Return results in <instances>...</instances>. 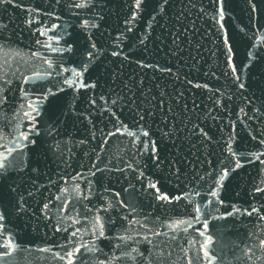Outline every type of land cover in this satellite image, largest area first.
<instances>
[{"label": "water", "instance_id": "1", "mask_svg": "<svg viewBox=\"0 0 264 264\" xmlns=\"http://www.w3.org/2000/svg\"><path fill=\"white\" fill-rule=\"evenodd\" d=\"M79 2L0 5V145L15 149L0 176V245L17 246L0 264H68L77 247L76 264H210L201 247L209 235L212 264H264V164L249 155L264 152V0H224L223 20L217 0H168L163 11V0H146L135 12L134 0ZM83 64L95 88L61 83L71 76L64 68ZM120 122L149 136L109 135ZM225 168L221 187L213 179ZM149 183L182 198L160 201ZM179 219L190 224L167 226Z\"/></svg>", "mask_w": 264, "mask_h": 264}, {"label": "snow or ice", "instance_id": "2", "mask_svg": "<svg viewBox=\"0 0 264 264\" xmlns=\"http://www.w3.org/2000/svg\"><path fill=\"white\" fill-rule=\"evenodd\" d=\"M11 2H12V0H0V5L5 4V3H11ZM57 2H59V0H57ZM167 2H168V0H163V3L160 5V10L161 11H163L164 4H167ZM223 2H224V0H217V3L221 6L220 9H219V17H220L221 20L224 19V11H223V7H222ZM88 6H89V0H80V2L75 5V7H78V8H85V7H88ZM146 6H147L146 0H134V3L132 5L134 12L135 11H139L142 7H146ZM136 18L137 17H136L135 14H133L131 16V20H135ZM153 19H155V17H153ZM128 22L130 23V21H128ZM82 26L84 28L97 27V25H95V24H91L90 25L89 21H87V20H85L83 22V25ZM55 27H59V26L58 25H54L53 28H55ZM221 27H223V25H221ZM51 30L52 29L42 30V31H40V34L41 35H46V33L48 31H51ZM54 39L56 40L57 43H59V39L58 38H54V37H51V36L48 37V40L49 41H52ZM37 43H40V42L37 41ZM225 43H227V40H225ZM44 46L45 47H48V48H51L52 47L51 43H47ZM91 47L93 49H95L96 48V44L95 43H92L91 44ZM53 51H55V50H53ZM66 51L71 52L72 51L71 47H68L66 49ZM229 51H231V48L230 47H229ZM112 54L113 55H119L118 52H113ZM33 55L39 56L38 53H33ZM86 59L88 61H92L93 55H92V52L91 51H89L87 53ZM46 63H47V66H48L49 69H54V63H53V61L51 59H47L46 60ZM141 66L143 67L144 65H141ZM87 70H88V65L87 64H83L82 65V69L80 71H77V69L75 67H73L71 69L64 68L63 69V72H69L70 71L71 76L70 77H67L66 76L61 81V83L62 84H66L70 88H74L77 91H79L80 88H87V87L95 88V86H96L95 84H87L82 79V77L84 76V73ZM235 71H236V69L233 66V72H235ZM37 75L39 76V73ZM47 75L50 76L51 73H47ZM238 78L239 77H237V79ZM27 82L28 81L26 80L25 83H27ZM197 87H200V85H197ZM205 87H206V85H205ZM240 87L243 88L244 85L243 84H240ZM63 90L64 89L62 87L59 89V91H63ZM48 92H52V89L49 88L48 89ZM52 94L55 95V93H52ZM44 99H47V97H44ZM115 102L116 101H113V103H115ZM37 103H39V101H37ZM93 103H95V101H93ZM28 107L29 108H32L33 109V112H35L37 114L40 111V109L34 107L33 104H29ZM25 115L26 116H30L33 121L35 120V116H33L32 113L26 112ZM140 119L143 120V116H141ZM32 130L34 131V129H32ZM117 134L127 135L128 137L132 138L134 142L139 139V134H142L145 137L149 136V132L144 131L142 127L139 130H136V131L129 130L128 126L125 125V124H123V122H120V127H117L115 132L109 133V135H113V136L114 135H117ZM204 135H207V134L205 133ZM20 138L23 141H27L28 143H32V144L35 143L34 140H29V136H28V134L26 132H21L20 133ZM261 143L264 144V141H261ZM13 144H16V142L13 141ZM0 147H6V151H7V155H5L4 153L0 152V176H3L4 173L7 171V168H8V165L5 163V161H7L9 159V157L15 151V149L13 147H7V146H3V145H0ZM16 147H19L20 148V151L22 152L23 149H24V147H27V144L23 145L22 147L20 145H16ZM153 148L155 150V144H154V142H153ZM145 150H147V145L146 144H145ZM227 151H228V154L231 155L235 159V157L237 156V153L232 150L231 141L228 142ZM249 155L254 156L257 160L260 161L261 164H264V160H261L260 159L261 156H264V152H260V153L253 152V153H250ZM157 159H158V157H157ZM130 166L131 165H129V167ZM240 167H242L241 162H240V159H235V168H240ZM92 174L95 175V173H92ZM228 174H229V170L227 168H225L222 171V174L220 175L219 180L213 179V183L214 184H219L222 187L223 186V180L228 176ZM209 175H211V173H209ZM201 179H203V177H201ZM148 187L155 190V192L158 194V195H156V198L158 200H160V201L172 202V199H175V200L178 201V200H180L182 198L180 196H177V197H174V198H170L167 194H159L160 193V189L157 188V185L154 184V183H149L148 184ZM12 190L15 191V189H12ZM73 191L78 196L81 195V190H80L79 186L74 187L73 188ZM256 191L257 192H260V191H264V189L257 188ZM64 192H65V194H67L68 193V189H64ZM210 194L213 197H217V199H218V192H217V190H212L210 192ZM56 199L57 200H60V197L57 196ZM220 202L223 203L222 201H220ZM188 203H192V201L191 200H188ZM209 203H211V201H209ZM63 207H64V209H66L67 208V205L65 204V205H63ZM44 208L47 209L48 208V205L45 204L44 205ZM106 210L107 209H105V211ZM252 211L253 212H256L258 210L255 209V208H253ZM193 212L197 214L196 219L199 220L200 219V215L199 214L201 213L200 206L199 205H194ZM229 215H231V214H229ZM249 215H251V213H249ZM4 219H5L4 213H3V211H0V222H3ZM94 219H95V225H94V228H93L94 234H96L98 238L99 237H103L104 236V224L102 222V218L99 215H97ZM261 219H264V217H261ZM74 222L75 223H78L79 221H74ZM186 224H190V221L189 220H185V219H179V220L174 221L173 224H169L167 226L169 228H171L173 231H176L177 229H180L183 225H186ZM203 227H204V231H201L200 232V235L201 236H205V233L208 230V223H207L206 220L203 222ZM3 229H4L3 223H0V235H3ZM184 230L186 231L187 229H184ZM78 231H79V229H77V231H73L71 233V236L72 237H75L77 235V232ZM149 231H151V229H149ZM156 234L159 235V233H156ZM120 239L126 240L127 237H120ZM145 239L147 240L148 237L145 236ZM212 239H213L212 236H210V235L207 236L206 237V240H205V243L201 246L202 247V250H203V257H204V259L208 260L210 262V264H212V262H214V260H215V257L213 255H211L210 252H209V248H210V246L212 244ZM0 247H3L4 249H7L8 250V251H5V252L0 253V260H2L5 257L11 255L12 252H14V251L17 250V246L12 241L11 238H9L7 240V242H5L2 245H0ZM85 247H88V246L85 245ZM88 250L89 251H94V249H92V248H89ZM43 251H49V249H43ZM80 251H81V249L79 247H77L73 251H69L67 253L68 264H76V261L74 259V256L78 255L80 253ZM61 259H63V257H61ZM81 264H87V261H84L82 259L81 260ZM101 264H103V262H101Z\"/></svg>", "mask_w": 264, "mask_h": 264}]
</instances>
